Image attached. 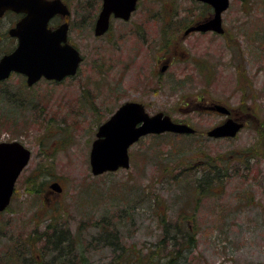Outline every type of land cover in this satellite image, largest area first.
Returning a JSON list of instances; mask_svg holds the SVG:
<instances>
[{"label": "rangeland", "instance_id": "obj_1", "mask_svg": "<svg viewBox=\"0 0 264 264\" xmlns=\"http://www.w3.org/2000/svg\"><path fill=\"white\" fill-rule=\"evenodd\" d=\"M64 1L72 13L69 41L84 59L77 76L28 86L13 74L0 83V142L18 141L32 154L11 206L0 213V264H48L44 233L53 222L72 239L81 230L85 260L74 264H159L147 261L153 253L163 263L178 257L176 264H264V160L253 163L249 177L232 170L243 157L238 147L256 141L252 130L228 141L147 135L131 147L128 169L93 175L90 165L99 127L126 102L201 132L219 119L197 111L202 95L206 103L219 99L234 107L250 100L264 119V0H230L225 34L191 36L164 74L167 25L183 28L204 4L140 0L131 22H114L107 38L119 39L141 19L150 20L147 47L136 36L118 45L95 38L84 21L89 0ZM97 5L95 13L100 0ZM19 18L0 19V59L17 45L8 31ZM207 157H217L219 177L200 186L196 167ZM54 182L62 193L50 188ZM179 233L178 247L172 238ZM109 234L122 251L104 242L101 235L110 241Z\"/></svg>", "mask_w": 264, "mask_h": 264}, {"label": "water", "instance_id": "obj_2", "mask_svg": "<svg viewBox=\"0 0 264 264\" xmlns=\"http://www.w3.org/2000/svg\"><path fill=\"white\" fill-rule=\"evenodd\" d=\"M103 1V9L95 28L97 36L108 31L111 14L129 20L138 3V0ZM198 1L212 6L214 16L190 28L187 34L193 31L224 33L222 14L229 8L230 0ZM10 11L24 14V17L9 31L10 36L18 39V46L0 59V81L16 72L26 75L28 84L32 86L43 76L61 81L77 73L82 58L78 50L67 42L68 24L54 31L48 27L50 20L57 14L64 17L70 15L62 0H0V18ZM239 128L238 124L229 121L212 130L210 135H235ZM165 132L194 134L195 130L187 124L174 122L163 112L151 116L139 102L124 103L98 129L90 153L92 174L128 169L130 148L146 135ZM30 159V150L20 142H0V212L9 207L17 181ZM51 188L62 192L59 183H53Z\"/></svg>", "mask_w": 264, "mask_h": 264}, {"label": "flooded vegetation", "instance_id": "obj_3", "mask_svg": "<svg viewBox=\"0 0 264 264\" xmlns=\"http://www.w3.org/2000/svg\"><path fill=\"white\" fill-rule=\"evenodd\" d=\"M100 5L98 7L99 10L95 13L92 9L94 6L97 5V1L89 0L88 5L90 6V10L87 13L86 17L84 18V21L89 22L90 24V29L93 31L95 38L101 39L103 41H106L109 45L110 43L116 41V44H119V40H122L124 37L126 38H132L136 36L138 39H140L142 42H144V46L149 47L150 44L153 42L152 36H153V30L151 28L150 20H145L141 19L140 24H135L133 25L130 29L126 30L123 35L119 37V39H110L107 38L110 35L113 34V25L114 22L119 21L122 23H130L132 20L133 14L138 10V7L136 11L131 15L129 20H125L123 18H117L114 14H111L110 17V25L109 29L106 33H104L101 36H97L95 33V28L97 25V22L99 20V16L102 12L103 9V0H100ZM193 1V0H191ZM194 2V1H193ZM197 2V1H195ZM201 4H204V6L199 7L201 9V15L199 16L198 19L192 20L189 24H186L183 28L179 29L178 24L173 23L170 21V23L167 25L168 32L170 33L167 35L169 38L166 39V47L167 48H162V51L164 54H162V59L161 60V66H160V74H164L167 70L172 68V66L175 64L176 61H178L176 58H174L177 54L181 52V50L184 47V44L187 42L191 36H194L195 34H200L205 35V34H215L214 36H219L217 33L211 31V32H190L187 34L188 30L192 27H195L199 25L200 23H204L206 21H209L211 18L214 16V8L206 3L203 2H198ZM93 6V7H92ZM71 10V9H70ZM196 10V9H195ZM203 10H208L207 13H204ZM200 11V10H199ZM72 15V13H71ZM71 15L69 18H64L62 15L58 14L52 21L51 24V29L55 30L58 29L61 25L64 23H68V42L69 41V32L71 31V24H70V19ZM174 16H178V13L176 12ZM56 22V25L54 24ZM125 24V25H126ZM113 30V31H112ZM226 32V30H225ZM175 33H177L176 38H175ZM71 44V43H70ZM183 44V45H182ZM64 45V44H63ZM73 45V44H71ZM73 47H75L73 45ZM119 47V46H118ZM146 47V48H147ZM76 48V47H75ZM77 49V48H76ZM14 50V49H13ZM12 50V51H13ZM10 51V52H12ZM138 58L142 59V55L140 53V56L137 57L136 62L138 61ZM84 59L82 57V63ZM233 64V63H232ZM237 63H234L236 67ZM81 66V65H80ZM155 66H153L154 69ZM237 68V67H236ZM80 70V68H79ZM79 73V71H78ZM77 73V74H78ZM23 76V75H21ZM77 76V75H76ZM25 79L27 77L23 76ZM75 77V76H74ZM69 78V77H68ZM223 106V107H222ZM197 111L203 115H208V116H216L219 117V119L215 122V124L210 127L208 130L206 129L205 131L201 132L197 129V134L199 137H201V140L203 139V136H206L210 140H235V138H238L239 135L243 130H247L250 132L252 130L253 134L256 135V141L249 146H243V147H238L241 152H238L240 155L243 157H238V159L234 160L235 163L237 164L232 168L234 173L236 174L238 172H243V174H240L242 176L249 177L251 175V170L253 167V163L260 162L264 160V119L260 118L259 111L256 107H253L252 104L250 103V100H241L240 103L237 106H231L230 103L226 101H222L219 99H211L208 103L204 100V96L200 98L198 102V106L196 105ZM227 121H234L235 123L239 124L241 126L240 132L234 136V137H222V138H214L209 135V130L220 127ZM249 132H246L247 134ZM211 137V138H210ZM205 141V139H203ZM219 156V155H218ZM208 159L211 160H200L198 162V167H196V170L199 172V178L198 182L206 185L209 183H212L213 181H216L217 178L219 177V172H218V165L215 164V159L217 157H212ZM226 177V176H225ZM224 178V177H223Z\"/></svg>", "mask_w": 264, "mask_h": 264}, {"label": "trees", "instance_id": "obj_4", "mask_svg": "<svg viewBox=\"0 0 264 264\" xmlns=\"http://www.w3.org/2000/svg\"><path fill=\"white\" fill-rule=\"evenodd\" d=\"M94 1V0H93ZM198 181V179H197ZM200 183V182H199ZM205 184V183H204ZM202 183H200L201 185H204ZM205 186V185H204ZM36 193H39V190L36 189L35 190ZM56 225V222H53ZM55 225H53L52 223L50 224V226L46 227L47 231H45V243L43 244V249L45 250L47 256H49V262L48 264H74L76 263L78 260H82L84 261V254L86 253V249L83 248V244L84 241V237L81 234V230L79 231V234H77L75 237H73V239L71 238L70 233L68 234V232H63L62 228L56 227ZM55 226V227H54ZM52 230L51 233H49V231ZM43 234V235H44ZM111 234H109L110 236ZM181 234H177L175 236H173V243L175 245H177L178 247L181 244H177L179 243L178 241V236H180ZM81 236V237H80ZM102 238H104V242L108 243L109 246H111L115 251H122L124 248L121 247L119 245V243L116 241V239H113V236H110V241H105V235H101ZM40 236L37 237V240L39 241ZM40 242V241H39ZM104 243V244H105ZM189 243V245L191 246V249L195 247V241H193L191 238H189V242H187V244ZM50 246H52V248L50 249ZM176 251V250H175ZM176 254V252H175ZM79 256V257H77ZM169 256H167L168 259ZM173 257V256H172ZM176 257V256H174ZM164 257H159L156 255V253H153L150 257H147V261L149 260H158L159 264H176V260L178 259V257H176L174 260H167L166 263L162 262V259ZM59 260H61V262L59 263ZM80 263V262H79ZM147 264H151L146 262ZM154 264V263H152Z\"/></svg>", "mask_w": 264, "mask_h": 264}]
</instances>
